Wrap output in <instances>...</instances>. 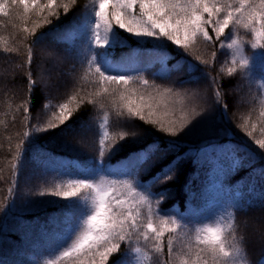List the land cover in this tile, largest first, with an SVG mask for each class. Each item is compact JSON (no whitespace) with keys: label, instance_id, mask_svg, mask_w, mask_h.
<instances>
[{"label":"trees","instance_id":"obj_1","mask_svg":"<svg viewBox=\"0 0 264 264\" xmlns=\"http://www.w3.org/2000/svg\"><path fill=\"white\" fill-rule=\"evenodd\" d=\"M0 2L8 13L0 14V264L13 262L7 258L11 252L9 244L25 250L21 245H27L26 238L31 240L35 237L32 235L53 227L54 204L33 208L23 206L18 199L29 173V156L34 145L67 160L69 167L99 171L102 162L105 174L126 175L134 182L151 184L147 191L156 201L158 212L172 213L180 220L194 219L214 202L226 201L233 218L232 234L240 239L247 264H264V232L260 237L249 232L258 215L264 217V175H261L264 150L255 143L264 140V57L258 56L249 69L237 64L236 71L229 75L228 69L233 65L225 48L220 47L221 38L216 41L214 37V42L208 44L199 37L187 49L170 41L162 43L167 67L175 65L177 69L170 74L162 72L157 61L141 68L116 71L137 78L127 86L136 90L128 93L133 100H138L141 93L157 94L165 88L173 90L167 96L191 90L196 93L192 96L193 104L209 111L207 133L195 137L178 132L172 136L160 130L158 124L129 117L124 106L127 101L120 100L125 86L101 79L80 39L70 40L56 34L83 17L86 0H76L75 4L57 0L54 6L57 16L49 15L47 10L38 14V7L46 0H40L37 7L30 6L27 12L22 4H13L11 0ZM62 2L69 4L67 13L59 6ZM120 35L125 46L116 48L114 57L130 48L153 46L139 43L123 30ZM239 35L247 56L252 58L259 49H251L248 33ZM143 80H148L149 85L145 86ZM72 96L76 99L72 100ZM61 103L69 105L72 113L69 120L63 125L57 122L54 129L35 133V128L46 127L52 113L59 112ZM171 115L174 118L171 116L167 121H176L177 117ZM157 118L161 120L153 117ZM132 126L137 132L136 142L131 136ZM122 132L129 133L123 140L119 135ZM247 132H252V136ZM167 141L176 142L177 148L164 161L154 158L135 175L129 174V167L125 171L113 170V166L146 144L159 142L164 148ZM220 145L225 149H241L240 155L248 152L252 159L236 166L227 156H213V149L220 151L217 147ZM177 157L180 159L172 178L151 183L156 173ZM190 244L195 247V242ZM190 244L177 250L185 253ZM17 255L18 252L15 258ZM120 255L113 254L108 264H114ZM168 259L166 250L159 264ZM146 263L151 264L150 260Z\"/></svg>","mask_w":264,"mask_h":264},{"label":"snow or ice","instance_id":"obj_2","mask_svg":"<svg viewBox=\"0 0 264 264\" xmlns=\"http://www.w3.org/2000/svg\"><path fill=\"white\" fill-rule=\"evenodd\" d=\"M13 4L19 3L24 6L27 12L31 7L40 5V0H11ZM76 0H69V3L75 4ZM95 9L91 14L94 18L89 19L85 14L81 19L71 23L65 30L67 38L70 40L80 39L87 44V53L91 54L90 64H95V72L101 79L116 85L123 84L125 90L120 92V100L127 101L124 105L127 108L129 117H139L150 124H158L160 130L176 136L183 130L190 121L184 120L179 127H175L176 121L169 120V126L160 119H153L157 115V109L163 105L166 111L164 115H169L171 109L165 103V97L172 93L171 88H165L158 95L149 93L147 96L141 93L138 100H133L128 95L129 92L135 93V89H129L127 86L137 78L113 71V68L127 63L124 59H117L113 56L116 48L125 46V41L121 39L120 31L126 32L131 36L141 38H152L157 41L153 51L144 53H134L136 57L141 55L154 58L161 65L162 72L171 73L177 70L174 65L171 69L167 67V56L163 53L162 39L166 38L178 47L187 49L190 43H195L199 37H203L208 44L219 41L225 35L230 27L246 29L255 38L250 41L251 49L255 51L252 58L244 54L243 47L236 39L226 45L229 49H235L232 67L228 69L231 75L236 71V65L243 69H249L256 63L258 56L264 57V0H94ZM57 6V0H46L42 6L38 7V14L42 15L45 10L49 15L57 16L54 9ZM67 13L69 4L61 3L59 5ZM0 14L8 15L5 10V4L0 2ZM50 23V20H46ZM209 28L213 35H210ZM221 44L220 47H224ZM99 49L102 51L96 52ZM215 57L216 53H212ZM237 57H239L237 59ZM199 59V57H198ZM205 64L208 61H204ZM189 66V71H192ZM142 79V78H140ZM145 86L149 85L148 80H143ZM108 91L107 88L104 89ZM115 91V89H114ZM219 96V93H216ZM76 96H72L75 100ZM225 105V109H226ZM147 109V115H145ZM72 113L67 103L59 105V112L52 113V119L47 122L46 127H37L35 133L46 132L48 130L65 124ZM199 115V113H195ZM264 115V113H262ZM27 118V117H26ZM131 126V121H129ZM241 127H246L242 125ZM255 127V126H253ZM193 129H189L192 131ZM25 135H29L25 133ZM121 140L125 139L129 133H119ZM137 132L132 126L131 136L135 141ZM252 136V132H247ZM255 143L259 149L264 150V140H256ZM101 144V155H103V141ZM213 149V156H227L231 163L241 166L245 160H251L252 155L248 152L239 153L241 149H225L223 145ZM177 143L167 141L166 147L161 148L159 142L146 144L140 151L134 152L128 160L130 175H135L145 165H150L154 158L164 161L169 152L175 151ZM35 161L41 164H47L53 161L52 156L43 148L34 145ZM264 156V153H262ZM179 157L164 166L153 177L151 183L167 181L172 178V173L176 170ZM22 164V162H21ZM21 164L16 167L19 168ZM100 170L94 171L91 175H85L83 178L70 179L65 184L55 185L54 190L50 192L41 191L40 196L52 195L61 197L68 201L67 210L60 217L52 220V226L55 230H63L64 235L59 237L57 231L52 234L58 236L51 241L52 246L58 255L49 260L47 264H61L66 259H71L74 264H108L109 258L115 253H121L114 264H130L128 253L132 251V242L143 239L145 242L151 241L154 244L155 252L163 254L164 232L175 233L182 227L175 216L170 214L162 215L160 223L163 228L154 226L152 220V208L150 199L151 194H146L147 188L151 186L134 182L132 179L122 181L127 188V192H121L117 189V180L106 181L101 174L103 163L100 162ZM147 171V169H145ZM261 175H264V169H261ZM98 181V182H96ZM88 190L91 195H85L82 198V190ZM141 205L148 206V214L141 213ZM197 223H204L198 221ZM171 224L173 227H168ZM186 227V225H185ZM232 225L224 226L217 223L211 226L205 223L204 227L195 228V247L191 244L188 250L179 256V264H236V257L240 250L235 245L228 243V232ZM172 240L167 242V252L169 259L163 264H173L177 259L173 253ZM129 245L122 251V245ZM140 252L139 248L135 249Z\"/></svg>","mask_w":264,"mask_h":264},{"label":"rangeland","instance_id":"obj_3","mask_svg":"<svg viewBox=\"0 0 264 264\" xmlns=\"http://www.w3.org/2000/svg\"><path fill=\"white\" fill-rule=\"evenodd\" d=\"M95 9V3L94 0H86L85 2V11L84 15L88 14L89 19H93L94 17L91 15L94 12ZM83 15V16H84ZM209 33L213 34L211 29L209 28ZM248 33L251 36L250 41H254L255 38L252 36L251 33H249L246 29L241 28H233L230 27L229 30H226V33L224 36L221 37V42L224 44V48L226 50L227 59L229 61H232L233 59V53L235 49H229L226 47L228 43H231L233 39H236L239 44L244 49V54L247 55L244 43L240 39L239 34ZM56 34L62 37H67L65 31L58 30L56 31ZM130 35V34H129ZM133 37V36H132ZM135 40H137L139 43H148L149 45H153L152 48L144 49V48H130L124 52H122L118 57H115L117 59H124L127 61L125 64L118 65L113 68V71H125L127 69H136L141 68L144 66H147L149 64H152L154 61H156L154 58L149 56L141 55L139 57H136L133 55L134 53H144L146 51H153L155 48V45L157 44V41L152 38H141L137 39L133 37ZM87 49L86 42L80 40ZM168 42L166 38L162 39L160 43ZM171 42V41H170ZM172 43V42H171ZM174 44V43H172ZM193 43H190L191 45ZM98 49L94 50L97 52ZM164 53V52H163ZM91 55V54H90ZM239 57H237L238 59ZM62 72L60 71V74ZM56 74H59L57 72ZM159 93H152V95H158ZM194 95L196 96V93L194 91H189V93H179L174 96H166L165 97V103L168 104L169 108L171 109L169 115H164V112L166 109H164L163 105H161L160 108L157 109V117L161 118V121L165 124L168 123V118L172 119V115H175L177 117L175 127H179L180 123H182L184 120L190 121V123L187 124V126L179 131L186 133L189 136H201L207 133V127H208V109L203 108L202 106L196 104H193L192 96L194 98ZM148 110L145 109V112ZM195 113H199V115H195ZM172 116V117H171ZM174 118V117H173ZM189 129H193L192 131H189ZM48 153V152H47ZM133 154V153H132ZM130 154L126 159L122 160L121 163L113 166V170H121L125 171L127 170L128 166V160L129 157L132 155ZM51 155V154H50ZM53 158V161L48 162L47 164H41L37 163L35 161V150L34 148L30 151V169L29 173L26 174L25 181L23 182L25 184L22 193L20 196H18L19 201H21V204L23 206H32L33 208L42 206L45 204H54L55 207V218H58L61 216L62 213H64L67 210V204L68 201L61 198V197H55L50 194L45 196H40L39 193L41 191L50 192V190H54L55 185L57 184H65L66 181L70 179L75 178H83L85 175H91L94 171L88 170V169H79V167H69L67 160H60L56 158L55 156L51 155ZM106 181L111 180H117V189L121 192H127V188L123 185L122 181L130 179L126 175H109L105 173H101ZM26 182V183H25ZM98 182V181H96ZM29 184H32V187H29ZM146 194H149L148 191H146ZM85 195H91L88 190H82L80 193V197H77V199L82 198ZM151 202V208H152V220L154 223V226L157 228H163V226L160 223V218L162 215L157 210V203L156 201L150 196ZM140 211L143 215L148 214V206L147 205H141ZM171 216H175L172 213H168ZM257 223L253 222L251 225L250 233L254 234L255 237H260L261 232H264V217L259 214L258 215ZM175 218L177 221H179L182 225L180 229H177L175 233H170L165 231L163 236V244H164V253H156L154 244L149 241L145 242L142 238L139 240H136L134 238L132 242V251L128 253L130 264H149L146 263V260H150L151 264H159V261L161 258L165 256L166 250H167V242L169 239L172 240V248L173 253L176 254L177 259L173 262V264H179V256L183 255L184 253L177 250L178 247L186 246L194 241L195 237V228L197 227H204L205 223L211 226H215L217 223H220L224 226H227L229 224L233 225V218L231 210L227 204L226 201H216L214 202L208 210L200 214L198 217L194 219H188V220H180L176 216ZM198 221H203L204 223H197ZM260 221V222H259ZM259 222V223H258ZM186 225V227H185ZM168 227H173V225L169 224ZM53 231H57V235L59 237H62L64 235L63 230H55L50 228L48 231H40L37 233V235L33 238H26L28 240L26 242L27 245H21L25 247V250L21 247V249L18 248V246L14 243H11L8 245V248L11 252L7 253V258L10 260H13L12 264H47L49 260H52L55 258L56 255H58V252L55 251V247L52 246L51 241L54 239H57L58 236L56 234H52ZM35 238V239H34ZM228 243L231 245H235L237 248H239L240 253L236 257V264H247L245 257H244V251L241 246L240 239L236 238L232 234V228L231 231L228 232ZM129 247V245H124V248ZM181 247V249H182ZM139 248L140 252L136 253L135 249ZM180 249V250H181ZM18 252L17 257L15 258V254ZM61 264H74V261L71 259H66L61 262ZM209 264H211V260H209Z\"/></svg>","mask_w":264,"mask_h":264}]
</instances>
